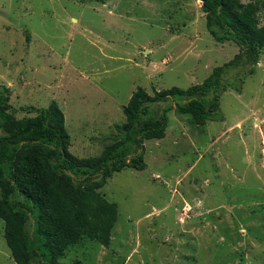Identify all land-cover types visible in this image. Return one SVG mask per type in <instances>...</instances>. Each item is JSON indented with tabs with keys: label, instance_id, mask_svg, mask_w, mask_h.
Here are the masks:
<instances>
[{
	"label": "rangeland",
	"instance_id": "rangeland-1",
	"mask_svg": "<svg viewBox=\"0 0 264 264\" xmlns=\"http://www.w3.org/2000/svg\"><path fill=\"white\" fill-rule=\"evenodd\" d=\"M252 1L264 26V0ZM238 52L210 36L198 0H0L11 111L33 117L28 108L55 102L77 158L119 135L137 88L186 90ZM241 68L219 120L197 127L171 100L151 106L171 109L164 138L144 141V169L114 173L99 190L118 211L109 247L84 240L61 264H264V51ZM3 232L0 219V264H16Z\"/></svg>",
	"mask_w": 264,
	"mask_h": 264
},
{
	"label": "trees",
	"instance_id": "trees-1",
	"mask_svg": "<svg viewBox=\"0 0 264 264\" xmlns=\"http://www.w3.org/2000/svg\"><path fill=\"white\" fill-rule=\"evenodd\" d=\"M198 1L210 36L219 44L233 42L239 52L186 90L150 96L137 88L122 108L125 122L115 126L119 135L97 156L77 158L69 152L70 136L55 102L30 107L35 115L18 119L8 88L0 85V219L16 264H61L66 251L84 240L109 247L118 211L99 190L114 173L144 169V141L164 138L171 109L156 113L151 106L171 100L177 114L190 116L197 127L221 119V95L240 91L241 67L257 65L264 51L261 7L252 0ZM238 69L237 82L223 83L225 72Z\"/></svg>",
	"mask_w": 264,
	"mask_h": 264
},
{
	"label": "built area",
	"instance_id": "built-area-1",
	"mask_svg": "<svg viewBox=\"0 0 264 264\" xmlns=\"http://www.w3.org/2000/svg\"><path fill=\"white\" fill-rule=\"evenodd\" d=\"M199 2V1H198Z\"/></svg>",
	"mask_w": 264,
	"mask_h": 264
}]
</instances>
